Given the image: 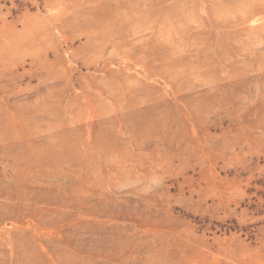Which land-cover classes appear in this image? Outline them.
Segmentation results:
<instances>
[{
    "label": "rangeland",
    "instance_id": "rangeland-1",
    "mask_svg": "<svg viewBox=\"0 0 264 264\" xmlns=\"http://www.w3.org/2000/svg\"><path fill=\"white\" fill-rule=\"evenodd\" d=\"M0 264H264V0H0Z\"/></svg>",
    "mask_w": 264,
    "mask_h": 264
}]
</instances>
